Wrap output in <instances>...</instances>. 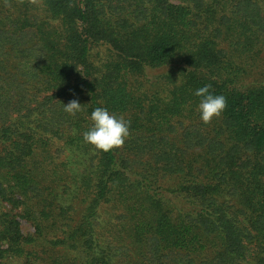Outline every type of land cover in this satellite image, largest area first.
Instances as JSON below:
<instances>
[{"label": "trees", "instance_id": "16d2710c", "mask_svg": "<svg viewBox=\"0 0 264 264\" xmlns=\"http://www.w3.org/2000/svg\"><path fill=\"white\" fill-rule=\"evenodd\" d=\"M0 264H264V0H0Z\"/></svg>", "mask_w": 264, "mask_h": 264}, {"label": "clouds", "instance_id": "9594fccd", "mask_svg": "<svg viewBox=\"0 0 264 264\" xmlns=\"http://www.w3.org/2000/svg\"><path fill=\"white\" fill-rule=\"evenodd\" d=\"M211 86L197 88L194 95L199 97L197 105L200 119L203 123H210L214 117H219L227 106V100L222 94H214ZM81 103L71 100L64 104V111L75 115L81 111ZM91 126L83 133L85 143L93 145L104 152L122 147L130 135V121L124 116H116L105 107H97L90 114Z\"/></svg>", "mask_w": 264, "mask_h": 264}, {"label": "rangeland", "instance_id": "374dc122", "mask_svg": "<svg viewBox=\"0 0 264 264\" xmlns=\"http://www.w3.org/2000/svg\"><path fill=\"white\" fill-rule=\"evenodd\" d=\"M20 222L23 232H28L33 230V228L30 226V224L27 221L21 219Z\"/></svg>", "mask_w": 264, "mask_h": 264}]
</instances>
